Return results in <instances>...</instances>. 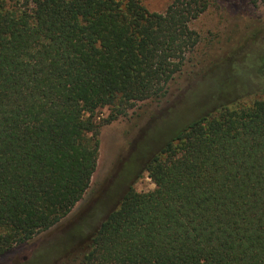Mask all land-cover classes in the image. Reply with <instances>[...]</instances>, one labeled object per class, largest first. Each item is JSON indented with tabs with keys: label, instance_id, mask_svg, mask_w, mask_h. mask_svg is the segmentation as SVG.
I'll return each instance as SVG.
<instances>
[{
	"label": "trees",
	"instance_id": "16d2710c",
	"mask_svg": "<svg viewBox=\"0 0 264 264\" xmlns=\"http://www.w3.org/2000/svg\"><path fill=\"white\" fill-rule=\"evenodd\" d=\"M210 4L0 0V257L83 198L97 166L94 111L107 107L109 122L160 102L199 42L190 22ZM261 36L213 62L210 104L227 90L264 91ZM239 97L153 147L141 146L147 135L131 141L110 179L121 190L101 209L103 188L63 232L64 249L83 245L76 264H264V98ZM144 171L155 187L138 192Z\"/></svg>",
	"mask_w": 264,
	"mask_h": 264
},
{
	"label": "rangeland",
	"instance_id": "374dc122",
	"mask_svg": "<svg viewBox=\"0 0 264 264\" xmlns=\"http://www.w3.org/2000/svg\"><path fill=\"white\" fill-rule=\"evenodd\" d=\"M170 0H144L151 11L163 12ZM208 9L190 22V27L199 35V42L189 55L182 71L169 84L167 95L160 102H142L127 111V114L106 122L110 111L107 107L94 111L93 118L100 127L97 166L91 177L90 186L83 198L59 223L37 235L27 244L18 246L0 257V264H76L75 256L83 246L74 245L69 234L79 214L105 187L100 195V208L116 196L124 181L110 180L115 169L120 168L129 145L137 137L145 149L153 147L166 137L174 127L210 109L212 104L227 102L239 97L243 103L264 98V91L245 96L227 90L214 100L213 95L217 71L213 62L221 61L251 39L254 34L263 35L264 0H210ZM245 75V71H240ZM211 106V107H210ZM138 144V143H137ZM137 148V147H135ZM137 153L131 152L129 160L135 161ZM133 186L138 192L152 190L155 184L141 172ZM51 248L55 251H52Z\"/></svg>",
	"mask_w": 264,
	"mask_h": 264
}]
</instances>
